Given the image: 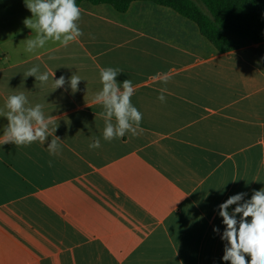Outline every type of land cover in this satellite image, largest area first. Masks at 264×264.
Wrapping results in <instances>:
<instances>
[{"label":"crops","instance_id":"1","mask_svg":"<svg viewBox=\"0 0 264 264\" xmlns=\"http://www.w3.org/2000/svg\"><path fill=\"white\" fill-rule=\"evenodd\" d=\"M79 7L81 37L30 53L24 0H0V110L23 91L57 125L43 145L0 141V264H230L218 205L264 188V42L219 52L150 1ZM33 66L46 84L25 76ZM107 67L132 81L143 117L142 132L110 142L93 103ZM6 125L0 116V135ZM94 137L101 147L90 149Z\"/></svg>","mask_w":264,"mask_h":264},{"label":"clouds","instance_id":"2","mask_svg":"<svg viewBox=\"0 0 264 264\" xmlns=\"http://www.w3.org/2000/svg\"><path fill=\"white\" fill-rule=\"evenodd\" d=\"M24 3L31 17L25 18L23 23L31 33H35L33 38L25 40L27 52L44 48L50 40L67 47L84 34L78 23L82 10L76 0H24ZM120 73L122 71L117 68H101L99 76L102 89L93 97V103L103 108L100 113L104 120L103 139L109 142L128 133L135 136L143 131L140 128L142 113L131 102L135 88L129 79L118 83L116 77ZM25 76L34 77L42 85L49 81V73H39L36 66L28 69ZM81 81L79 75H71L67 83L73 93L78 91ZM65 83L63 75L52 81L54 89L61 88ZM157 99L164 101L163 96ZM5 107L7 111L0 110V116L7 120L3 135H0L3 145L21 146L34 142L43 145L56 130V122L53 117L45 115L44 106L40 103L30 106L23 91L9 95ZM60 145L59 137L52 138L47 148L49 154L58 155ZM100 147V139L94 137L89 148ZM244 195L230 196L218 205L219 217L224 225L221 240L226 242L222 260L230 264H264V188L254 191L247 201H243ZM234 205V209L229 211ZM213 231L218 232L219 229L213 228Z\"/></svg>","mask_w":264,"mask_h":264},{"label":"trees","instance_id":"3","mask_svg":"<svg viewBox=\"0 0 264 264\" xmlns=\"http://www.w3.org/2000/svg\"><path fill=\"white\" fill-rule=\"evenodd\" d=\"M109 4L124 13L134 1L171 8L194 22L219 52L264 42V0H76Z\"/></svg>","mask_w":264,"mask_h":264}]
</instances>
